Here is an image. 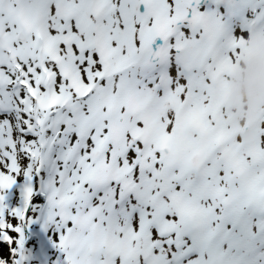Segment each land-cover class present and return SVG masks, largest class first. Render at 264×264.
Masks as SVG:
<instances>
[{
    "label": "snow or ice",
    "instance_id": "1",
    "mask_svg": "<svg viewBox=\"0 0 264 264\" xmlns=\"http://www.w3.org/2000/svg\"><path fill=\"white\" fill-rule=\"evenodd\" d=\"M264 0H0V264H264V105L227 76Z\"/></svg>",
    "mask_w": 264,
    "mask_h": 264
},
{
    "label": "rangeland",
    "instance_id": "2",
    "mask_svg": "<svg viewBox=\"0 0 264 264\" xmlns=\"http://www.w3.org/2000/svg\"><path fill=\"white\" fill-rule=\"evenodd\" d=\"M259 38H264V31H261V30H257V36H256V38H255V43L256 44H259ZM260 49H262V52H264V46H261L260 45ZM259 105H264V103L262 102H259L258 104H257V106H259ZM230 118H231V120H232V118H233V115L232 114H230Z\"/></svg>",
    "mask_w": 264,
    "mask_h": 264
}]
</instances>
